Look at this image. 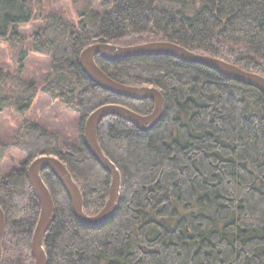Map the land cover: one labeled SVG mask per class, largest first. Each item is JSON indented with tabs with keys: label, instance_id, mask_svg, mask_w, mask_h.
I'll list each match as a JSON object with an SVG mask.
<instances>
[{
	"label": "trees",
	"instance_id": "16d2710c",
	"mask_svg": "<svg viewBox=\"0 0 264 264\" xmlns=\"http://www.w3.org/2000/svg\"><path fill=\"white\" fill-rule=\"evenodd\" d=\"M75 2L82 7L70 17L42 0H0V44H8L16 65L0 63V112L22 116L8 140L0 137L1 264L34 263L40 203L26 176L29 162L57 156L81 192L84 212L94 215L108 198L110 175L83 144L85 117L108 103L140 114L153 109L150 99L91 83L79 66L83 48L164 40L264 77V0ZM29 52L48 60L39 81L22 75ZM95 61L120 83L157 87L165 109L147 131L114 115L98 123V144L121 177L117 208L101 224L79 222L60 182L41 170L53 201L43 238L47 264H264L261 93L169 56ZM38 94L74 114L70 136L26 115ZM11 152L16 159L5 166Z\"/></svg>",
	"mask_w": 264,
	"mask_h": 264
},
{
	"label": "water",
	"instance_id": "95a60500",
	"mask_svg": "<svg viewBox=\"0 0 264 264\" xmlns=\"http://www.w3.org/2000/svg\"><path fill=\"white\" fill-rule=\"evenodd\" d=\"M98 56L108 62L142 56H169L183 62L208 67L227 79L256 88L264 99V77L219 58L190 51L174 42L151 41L136 45L121 46L109 42L97 41L83 48L79 53V66L85 77L98 88L132 100L150 99L153 109L148 114L137 113L123 105L108 103L92 110L83 123L82 139L85 148L98 164L110 175L108 198L104 206L94 215L83 210L81 192L74 182L65 164L55 155H40L31 160L26 169L27 179L36 193L40 211L31 239L30 249L34 257L33 264H47L43 238L52 219L53 201L41 176L42 169H49L62 185L72 207L75 218L88 226H95L108 220L117 208L120 200L121 177L118 168L101 150L96 136L100 120L106 116L121 117L137 129L147 131L162 117L165 99L162 92L153 85H127L120 83L104 73L95 61ZM264 112V103H263ZM5 227V215L0 207V264L2 261L1 235Z\"/></svg>",
	"mask_w": 264,
	"mask_h": 264
},
{
	"label": "rangeland",
	"instance_id": "374dc122",
	"mask_svg": "<svg viewBox=\"0 0 264 264\" xmlns=\"http://www.w3.org/2000/svg\"><path fill=\"white\" fill-rule=\"evenodd\" d=\"M45 7L62 11L64 16L76 14L82 7L74 0H42ZM74 1V3H73ZM0 63L5 68L16 67L11 54L8 52V44H0ZM21 67L22 75L27 79L41 80L47 71L48 60L32 52L22 61ZM32 119H36L46 126L59 131L60 133L70 136L74 123L72 120L75 118L74 114L65 110L56 101L51 100L48 96L38 94L29 111L26 114ZM22 116L17 115L15 112L2 111L0 112V137L8 140L15 130L16 122ZM16 157L14 152H11L9 157L5 159V166L11 165Z\"/></svg>",
	"mask_w": 264,
	"mask_h": 264
}]
</instances>
